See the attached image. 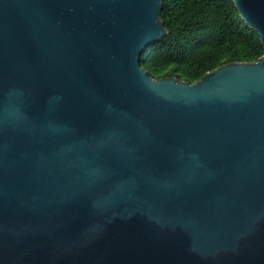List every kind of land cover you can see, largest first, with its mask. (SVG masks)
Returning a JSON list of instances; mask_svg holds the SVG:
<instances>
[{
	"label": "water",
	"instance_id": "95a60500",
	"mask_svg": "<svg viewBox=\"0 0 264 264\" xmlns=\"http://www.w3.org/2000/svg\"><path fill=\"white\" fill-rule=\"evenodd\" d=\"M161 10L0 0V264H264V54L155 78Z\"/></svg>",
	"mask_w": 264,
	"mask_h": 264
},
{
	"label": "trees",
	"instance_id": "16d2710c",
	"mask_svg": "<svg viewBox=\"0 0 264 264\" xmlns=\"http://www.w3.org/2000/svg\"><path fill=\"white\" fill-rule=\"evenodd\" d=\"M161 19L167 33L146 45L141 61L155 78L194 82L223 64L264 54L257 31L233 0H162Z\"/></svg>",
	"mask_w": 264,
	"mask_h": 264
}]
</instances>
